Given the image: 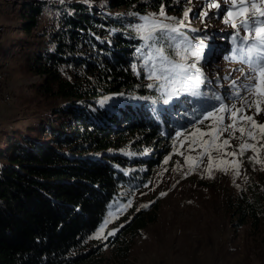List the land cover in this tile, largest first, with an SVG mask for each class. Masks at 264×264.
Masks as SVG:
<instances>
[{"label": "trees", "instance_id": "obj_1", "mask_svg": "<svg viewBox=\"0 0 264 264\" xmlns=\"http://www.w3.org/2000/svg\"><path fill=\"white\" fill-rule=\"evenodd\" d=\"M98 2L30 0L22 8L28 33L39 28L47 6L56 13L39 32L44 40L29 53L27 67L42 76L39 91L61 100L53 111L64 119L0 148V264H103L107 243L127 255L131 244L124 234L133 237L145 226L141 212L108 241L90 237L110 203L135 181H145L149 172L141 167L159 166L156 150L174 141L177 128H186L181 122L197 106L212 110L215 105L202 107L219 96L221 83L213 81L211 89L198 86L200 95L170 97L148 80L137 52L144 46L136 31L141 18L161 4L166 12L182 13L186 0ZM228 203L236 228L264 226V186Z\"/></svg>", "mask_w": 264, "mask_h": 264}, {"label": "rangeland", "instance_id": "obj_2", "mask_svg": "<svg viewBox=\"0 0 264 264\" xmlns=\"http://www.w3.org/2000/svg\"><path fill=\"white\" fill-rule=\"evenodd\" d=\"M26 1L30 0H0V6L3 8L0 13V24L5 27V32L0 38L2 44L0 61L3 63L2 65L8 64L6 87L11 91L12 96L9 104L0 105V118L8 124L16 126L10 131L0 126V148H5L10 139L15 140L23 135L38 134L39 128L42 126L60 121L61 118L64 119L54 114L53 111V108L61 100L39 91L38 85L43 78L39 74L30 72L27 67L29 53L35 50L37 42L44 40L38 35L39 32L52 22L56 13L47 6L39 28L28 33L22 26L24 21L22 8ZM49 1L59 2L60 0ZM87 1L95 5L100 0ZM211 2L220 3L221 9L209 10L211 12L208 17L201 20L200 13L204 10L207 2L203 0L198 3L196 0H186L188 6L185 10L190 9V12L189 17L184 21L185 26L182 28L185 31L182 33L193 45L198 46L203 41L205 45L203 52L206 51V53L202 54L198 62L191 55L192 49L184 55L187 63L197 62L200 71L208 73L203 82L204 84L208 83L206 88H213L209 84L213 81L215 84L221 83L218 86L223 89L221 91L229 92L226 93L228 97L224 104L241 107L242 100L235 98L231 84L235 79L239 86L241 77L238 69L242 65L239 62L223 59L222 52L220 55L217 54V51L210 52L211 49L225 51L231 46L228 39L230 37L231 40L235 30L223 22L224 16L227 15L228 4L226 0H212ZM101 10L104 11V9ZM115 12L125 13L126 11L116 9ZM183 12H166L168 19L163 22L175 24L177 20H184ZM158 13L159 11H151L146 15L155 14L158 16ZM187 30L198 36L192 37ZM203 34L212 35L216 40H206L202 37L205 36ZM240 35L243 36L246 33L241 32ZM146 43L148 42L144 41V45ZM154 47L145 48L141 52L142 58L148 51H152L155 58L157 54ZM165 48L167 49V45ZM168 51L175 56L174 49ZM166 54H168L167 51ZM211 56H216L214 62L209 61ZM176 59L179 61V56H176ZM204 61L208 63L206 64ZM142 63L144 65V58ZM156 63L159 64V60H156ZM243 67L247 72V66ZM144 68L151 83L158 84L163 92L170 93V97L179 96L180 93L171 94L180 87L179 85H173L169 80L149 79L151 63ZM221 101L211 102L208 100V105L202 108L208 110L214 105V107H219ZM199 108L197 106L198 111L188 115L190 117L181 122L182 126H186V130L177 128L174 131V141L169 146L164 143L160 151L156 150L158 155L156 156L160 157L159 166L147 168L143 165L144 167H141L149 172L144 177L145 181L138 185H135V181L133 185L122 192V195L110 203L108 211L116 200H120L121 203L128 199L133 201L132 207L121 213L118 219L115 216L112 218L113 222L107 226L105 231L106 238H90L91 240L108 241L113 237L107 235V231L110 230L118 229L114 236L119 235L126 224L139 219L137 212H141L140 215L146 218V224L139 227L133 237H130L131 232L124 234L131 244L127 255L118 254L114 251L113 246L105 244L103 264H264V226L261 225L259 229H254L251 224H246L236 228L232 216L233 208L228 203L231 197L242 194L251 195L256 188L264 186V164L251 162L249 158L254 153L249 150L242 157L241 175L237 177L231 166H228L227 171L215 167L216 164H220L221 168L224 165L221 163L220 153L213 151L214 168L211 174L206 171L207 157L200 167L190 171L188 165L184 163L185 157L201 155L205 150L203 142L216 135V130L223 129L225 125L232 122L227 119L226 113L221 112L218 113V116L225 117L222 122L218 123L216 119H209L201 124L200 120H203L207 111L201 112ZM245 112L247 115H253L258 124L264 123V111H261L259 115H256L254 109H245ZM241 126L246 129L249 127L247 124ZM197 128L211 134L201 136L196 131ZM177 132H182L184 135L178 138ZM257 137L259 139V133H257ZM223 139H229L231 147L227 150L232 151L238 149L239 145L247 140V136L245 133L242 137L237 129L232 132L231 136L229 131H223L216 143L220 144ZM259 144L264 145V140H260ZM190 145L192 149H195L194 151L190 150ZM166 148L169 150L164 154ZM168 157L171 159L165 165L164 160ZM259 159L264 160V148H261ZM145 184L148 187H144ZM162 192L166 195L161 196ZM142 205L148 206L141 207ZM108 211L104 219L107 217ZM94 234L95 232L92 236Z\"/></svg>", "mask_w": 264, "mask_h": 264}, {"label": "snow or ice", "instance_id": "obj_3", "mask_svg": "<svg viewBox=\"0 0 264 264\" xmlns=\"http://www.w3.org/2000/svg\"><path fill=\"white\" fill-rule=\"evenodd\" d=\"M228 7L226 9L227 15L224 16L223 22L225 25L235 30V34L231 36V40L236 47L233 48V55L229 57L232 62H239L242 67L238 69L240 74L239 86H237V80H232L231 87L234 89V96L237 99L242 100V106L236 107V105L226 106L223 102L219 104V107H214L212 110L207 111L203 120L200 123L203 124L205 120L216 119L218 123L222 122L225 117L218 116V113H226L227 119L232 121L225 125L223 129L216 130V135L212 136L210 140L204 141L205 150L197 157L188 155L184 159V163L188 165L190 171H194L200 167L205 157H207L208 164L206 171L211 174L214 168V157L212 152H218L221 156V163L216 164L215 167L219 170L227 171L228 166H231L235 175L239 177L241 175L242 157L246 152L251 150L254 155L250 157V161L254 164H264V160L259 159L261 148L264 145H260L259 141L264 140V123L258 124L253 115H247L245 109L255 110L256 115H259L261 111H264L262 105H264V0H226ZM221 9V4L216 2H208L205 5L204 10L200 13V19L203 20L208 17L209 10ZM189 10L183 12L184 20H177L175 24L164 23L163 21L168 19L165 6L161 4L159 6L158 16L155 14L143 16L141 19L143 23L138 25L136 31L141 34V39L147 41L143 48L137 49L138 53L144 51L145 48H153L156 52V57H153V52L148 51L143 57L145 63L143 67H147L151 63V69L149 70V79H163L169 80L173 85H179L180 87L175 89L172 95L178 94L183 91H190L192 95H200L196 90L201 83V72L197 67V62L201 59L203 49L205 47L203 41L199 45H193L186 35L181 32V28L185 26L184 21L189 17ZM179 25V26H177ZM244 32L246 35L241 36L240 33ZM173 41H178L173 44ZM167 45V49L165 48ZM175 50V56L171 55L168 50ZM192 49L191 55L195 57V61L187 63L185 53H188ZM166 51L168 54H166ZM176 56H179L177 61ZM159 60V64L156 63ZM247 66L248 71L245 72L244 67ZM131 68L134 72H137V65L132 64ZM152 87V85H149ZM241 90L246 95H241ZM217 101L221 100L220 96H216ZM103 103V102H102ZM247 124L249 127L246 129L241 126ZM211 128V126H209ZM243 137L246 133L247 140H244L238 149L228 151L231 147L229 139H223L220 144L216 141L220 139V134L223 131H229V135L237 130ZM197 132L201 136L210 135L211 133H205L201 129L197 128ZM259 133V139L257 137ZM184 133L177 132L176 136L182 137ZM251 141V142H249ZM194 151L195 149L191 148ZM183 155V153H180ZM231 158V159H229ZM171 157L164 160V164H168ZM148 187L147 184L143 185ZM166 193H161V196ZM133 201L128 199L126 202L121 203L120 200H116L110 206L107 217L103 220L102 224L95 231V234L90 237L92 239H104L107 226L113 222V217L117 219L120 214L126 212L132 207ZM148 205H142L141 207H147ZM117 230L107 231L108 236L116 235Z\"/></svg>", "mask_w": 264, "mask_h": 264}, {"label": "bare ground", "instance_id": "obj_4", "mask_svg": "<svg viewBox=\"0 0 264 264\" xmlns=\"http://www.w3.org/2000/svg\"><path fill=\"white\" fill-rule=\"evenodd\" d=\"M3 8L0 6V13L2 12ZM5 32V27L0 24V38ZM0 50H1V41H0ZM1 63L0 61V105L9 104L12 100L11 91L6 87V69L8 64Z\"/></svg>", "mask_w": 264, "mask_h": 264}, {"label": "clouds", "instance_id": "obj_5", "mask_svg": "<svg viewBox=\"0 0 264 264\" xmlns=\"http://www.w3.org/2000/svg\"><path fill=\"white\" fill-rule=\"evenodd\" d=\"M0 126H3L7 130H11L12 128L16 127L15 125L8 124L6 121H4L2 118H0Z\"/></svg>", "mask_w": 264, "mask_h": 264}]
</instances>
